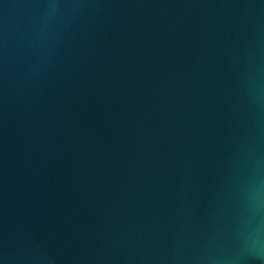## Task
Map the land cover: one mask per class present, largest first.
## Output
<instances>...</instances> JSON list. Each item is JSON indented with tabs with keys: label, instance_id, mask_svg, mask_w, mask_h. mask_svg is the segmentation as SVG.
Returning <instances> with one entry per match:
<instances>
[{
	"label": "water",
	"instance_id": "water-1",
	"mask_svg": "<svg viewBox=\"0 0 264 264\" xmlns=\"http://www.w3.org/2000/svg\"><path fill=\"white\" fill-rule=\"evenodd\" d=\"M0 264H264V0H0Z\"/></svg>",
	"mask_w": 264,
	"mask_h": 264
}]
</instances>
